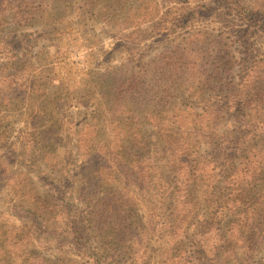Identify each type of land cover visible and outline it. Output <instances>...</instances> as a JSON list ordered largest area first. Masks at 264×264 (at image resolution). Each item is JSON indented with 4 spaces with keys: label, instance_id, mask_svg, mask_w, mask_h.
<instances>
[{
    "label": "rangeland",
    "instance_id": "obj_1",
    "mask_svg": "<svg viewBox=\"0 0 264 264\" xmlns=\"http://www.w3.org/2000/svg\"><path fill=\"white\" fill-rule=\"evenodd\" d=\"M0 264H264V0H0Z\"/></svg>",
    "mask_w": 264,
    "mask_h": 264
}]
</instances>
